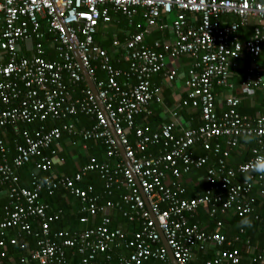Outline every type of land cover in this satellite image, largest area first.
<instances>
[{"label":"built area","instance_id":"2783aa9c","mask_svg":"<svg viewBox=\"0 0 264 264\" xmlns=\"http://www.w3.org/2000/svg\"><path fill=\"white\" fill-rule=\"evenodd\" d=\"M117 14L129 29L125 41L115 38L111 49L121 52L128 70L116 67L111 49L97 41L100 28L115 22ZM138 15L145 29L136 32L130 28ZM168 27L172 41H145L146 34ZM184 56L192 65L180 102L199 110L194 118L200 124L184 125L179 110L171 109V120L158 129L139 126L140 117L146 120L153 114L154 99L164 105L154 79L163 73L167 82L175 81L178 71L167 69V61ZM262 58L264 0H0V189L9 198L0 221V246L17 229L19 236L34 233L38 238L22 264H71L69 248L77 249L79 264L113 259L117 264H167L161 231L178 264H241L237 249L222 250L231 245L221 231L223 221L208 231V222L198 217L202 210L211 218L235 213L253 215L264 224L252 196L258 188L264 206V176L249 170L251 162L264 157V110L255 116L239 111L246 99L259 97L264 105ZM217 86L228 91L220 112ZM79 113L89 116L90 127L80 126ZM50 120L62 124L48 127ZM8 128L19 130L12 158L4 140ZM65 135L79 136L85 144L100 141L106 158L90 156L72 175L45 174ZM246 136L255 141L249 159L230 164ZM28 162L35 163L30 187L20 185L18 173ZM199 168L206 169L202 194L187 197L177 178ZM90 174L99 175L101 191L80 185ZM60 189L80 200L81 222L91 225L81 231H51L60 215L48 214L49 205L40 197ZM115 211L136 224V230L113 226ZM33 221L39 223L38 231ZM17 238L10 242L17 243ZM245 243L255 254L252 263L264 264V247L259 251L249 240ZM209 250L214 255L198 262V254Z\"/></svg>","mask_w":264,"mask_h":264},{"label":"trees","instance_id":"16d2710c","mask_svg":"<svg viewBox=\"0 0 264 264\" xmlns=\"http://www.w3.org/2000/svg\"><path fill=\"white\" fill-rule=\"evenodd\" d=\"M116 21L118 22L119 25H122L125 27V30L127 31L129 29L128 27V21L121 15L117 14L114 15ZM173 17V15H172ZM189 23H193L192 19H189ZM141 25V26H138ZM196 24V23H195ZM132 31H143L145 29V22L141 18L140 15L136 16L134 25L130 28ZM170 29V28H169ZM165 32H170L169 30L163 31L159 29L153 30L151 33L145 35V41L152 45L154 42L158 40H163L164 38L161 37V33ZM118 34V39L121 42L125 41L126 34ZM100 35L98 34L97 41L102 47H106L111 49L112 42L115 39L113 34L109 32L108 36L106 39H100ZM112 56H113V63L115 64L116 67L122 68L124 70H128L129 68V63L126 60H123L121 58V52L118 50H112ZM48 57L51 59L53 58L50 53L48 54ZM100 77H104V74L102 72H99ZM163 74H159L156 76V82L160 83L161 78ZM123 78H120L119 81L123 83ZM171 87H168V90L170 91ZM168 91V92H169ZM165 104L169 106L171 109H178L174 108L175 107V100L168 98L167 96L165 97ZM181 103V102H180ZM161 105V104H160ZM174 106V107H172ZM181 108V106H180ZM258 110H263L264 105L263 102L259 97L253 98V99H246L240 104L239 106V111L241 114H255V111ZM179 113L181 116L184 117V119H188L191 121L189 124L190 126H198L200 124L199 120L195 119L196 116L199 115V110L194 109L192 107H182L181 109H178ZM161 110L159 109L157 111H153V116L150 117L148 120H139V126L141 125L142 127H149L150 129H158L164 122L170 121L171 118H166V120H163L162 117L158 114ZM220 112V110H219ZM79 119L80 126L83 127H90L92 125V120L89 118L88 115L79 113L77 115ZM195 117V118H194ZM74 119V118H73ZM164 121V122H163ZM62 124L61 121H49L48 122V127L51 126H60ZM33 127V126H32ZM35 127V126H34ZM24 128L23 125L19 127ZM19 130H15L13 128H8L4 130V140L6 142V145L9 147L11 151L10 157L12 158L15 155V144L18 141L19 138ZM129 135H133V133L130 131ZM100 141H89L88 144L95 145L96 147H101L104 150V147L100 145ZM255 141L254 139H250L249 142L245 145V153L247 155L242 156L237 153V149L233 151V154H235L234 158L232 157L233 154L230 157V162L231 158L232 160L234 159L236 163H239L240 161L243 160H248L250 157V151L248 152V149L251 150L252 146L254 145ZM100 151H102L100 149ZM198 154L204 153L201 150H197ZM236 158V159H235ZM90 159V157H89ZM88 160L87 158L82 159L83 164H85ZM75 164L74 160L71 159V157H67L65 162H64V167H63V173L66 175H72L75 173L80 167L73 165ZM35 170V163L34 162H28L24 166L20 167L18 170L19 173V178H20V185L21 186H26L30 187L31 185V174ZM45 174H52V171H49ZM206 174V169L205 168H199V169H193L189 175H184L181 178H177L183 187L186 188V196L187 197H197L202 194V185L205 184L204 182V176ZM200 180L199 184H196ZM202 180V181H201ZM82 187H87L88 185H93L95 189L99 192L102 190L103 187V182L100 179L98 174H90L89 176L85 177L82 183L80 184ZM258 188H256L252 196H254L257 200V210L260 213L261 216H264V206L261 205L260 199L257 196L258 193ZM111 199H118V196L111 197ZM40 201L44 204H48L49 208L47 210V213L50 215L54 214H59V218L55 219L51 223V231H56V230H63V229H70L72 231H81L88 227L91 224H84L81 222V213L78 212V209L80 210V205L81 202L78 198L71 196L67 191L60 189L58 190L54 195L49 196L46 192L41 193ZM9 204V198L6 195V197H1L0 198V221L3 220V218L6 215L5 207ZM117 213V211H115ZM112 218L114 219L113 221V226H118L121 225L122 222L121 220H125V222H128L127 219H125L121 214H114L112 212L111 214ZM200 220L205 222H209V228L208 231H211L212 229L215 228V223L218 220L223 221V228H221L222 233L226 236L227 240L231 241V245H224L222 247V250H232V249H237L240 256L242 257V263L241 264H253L252 259L254 257V253L251 251L247 250L246 247V240H249L251 245L254 247H257V249L260 251L264 247V224L263 222H260L254 218L253 215L247 216V217H240L235 213H231L227 216L225 215H216L214 218H211L208 216L207 212L205 210H202L200 212V215L198 217ZM242 219H247L249 221L248 225H242L240 221ZM33 227L35 228L34 230H39L40 226L39 223L36 221H33ZM83 224V225H82ZM123 225V224H122ZM130 228H126L127 231H129ZM244 230V232H241ZM259 232V236H255V232ZM19 232L17 229L10 230L8 236H4L6 241V246L2 247L0 246V264H22L21 259L26 258L29 256L30 252L35 250L37 247V241L38 238L35 236L34 233L32 234H27L23 233L21 236L18 235ZM12 237H18L17 238V243L12 244L10 242V239ZM238 237V240H235V238ZM1 238V236H0ZM28 245L27 247L23 248L24 245ZM255 250V253L257 251ZM67 252L69 254V258L71 260V264H79L81 260V256L79 255L77 249L75 248H69L67 249ZM214 255V252L209 250L205 253L200 252L198 254V262L205 261L206 259L211 258ZM29 264H38L37 261H32ZM102 264H117L115 259L111 261H102ZM146 264H153L152 261L146 263ZM154 264H161L158 262H154ZM167 264H171L170 260L168 261Z\"/></svg>","mask_w":264,"mask_h":264},{"label":"crops","instance_id":"0c3cea01","mask_svg":"<svg viewBox=\"0 0 264 264\" xmlns=\"http://www.w3.org/2000/svg\"><path fill=\"white\" fill-rule=\"evenodd\" d=\"M174 17H175V14L173 15V18ZM169 28L170 27L166 28L164 31L169 30L170 32L161 33V37L167 41H172L174 39V36H173V33L171 32V30ZM109 32H111L115 38H118V34H123V33H125L127 36V31L125 30V27L122 25H119L118 22L116 21V19H115V22L110 23V24L106 25L105 27L100 28V31H99V35L101 36L100 39H106ZM125 39H126V37H125ZM121 58L123 60H126L122 56H121ZM261 61L264 63L263 58L261 59ZM191 65H192L191 59H189L188 57H185V56L179 57V58H169L167 61V69L176 68L178 71V78L173 82H167V80L164 79V75H163L160 83L156 82V78L154 79V85L156 87L160 88V90H161L160 94H161V97L163 98L164 105H160L156 101V99H154L150 105V108L152 109V111H154V114H155L156 109H157V111L160 109L161 111L158 114L162 117L163 120H166V118L171 117L170 116L171 108L165 104V100H164L166 96L170 99L175 100V107L174 106H172V107L178 108V109L182 108L180 101L182 98L186 97V88L184 85V80L186 78H188V76H189V70L191 68ZM168 87H171L170 91L168 90ZM227 93H228V91L224 90L223 88L218 87V86L216 87L218 104L220 106H223V102H224L223 98L226 96ZM180 106H181V108H180ZM224 108H225V106L220 107V111L224 110ZM259 111H262V110L257 109V111H255V114H245V115L255 116L256 113ZM152 116H153V114L150 117H152ZM148 119H146V120H148ZM139 120H145V119L140 117L138 119V123H139ZM182 121H183L184 125H187V126H189V124L191 123V120L189 121L188 119H184V118L182 119ZM164 123H166V122H164ZM128 132L130 133V131H128ZM130 138L134 139V136L130 135ZM246 144H247V142H243V144L240 145V148H238L237 153L239 155H242V156L247 155L246 154L247 150L245 149ZM100 145L102 147H104L101 143H100ZM100 149L102 151H100ZM245 150H246V153H245ZM249 151L250 150L248 149V152ZM10 154H11V151H10ZM235 154L236 153L233 154V156H232L233 158H234ZM68 156L71 157V159L74 160V162H75L73 167H75V166L81 167L82 163H83V161H82L83 157L87 158V156H88V160H89L90 156H96L99 159H105L106 158L105 149L103 150L101 147L100 148L96 147L93 144L89 145L88 142L85 144V142L79 136H76V137L72 136L71 137V136L65 135L61 141V147H60L59 155L55 158L54 165L51 169L52 174L54 176H61L64 174L63 173V167H64L63 165H64V162ZM88 160H87V162H88ZM243 161H245V160H243ZM243 161H240L239 163H241ZM229 162H230V160H229ZM230 164H236V161L234 159L232 160V158H231ZM6 195H7L6 190L4 188H1L0 189V198L6 197ZM78 212H79V209H78ZM113 213L118 215V212L117 213L113 212ZM121 222L123 225L121 224L118 226H120L124 229H126L128 227V228H130L129 231L136 230V228H137L136 224H133V223L131 224L129 221L125 222V220H121ZM208 225H209V222H208ZM254 235L259 236V232L258 231L255 232ZM152 263L154 264V262H152Z\"/></svg>","mask_w":264,"mask_h":264},{"label":"water","instance_id":"95a60500","mask_svg":"<svg viewBox=\"0 0 264 264\" xmlns=\"http://www.w3.org/2000/svg\"><path fill=\"white\" fill-rule=\"evenodd\" d=\"M78 60H79V58H78ZM82 70H83V74H84V76L86 78V81H87L89 87L93 90V92H94L95 96L97 97V100H98L99 104L101 105L102 109H104L103 108V105L101 103V100L98 98V92H97V89H96V86H95L94 82L92 81V78L90 77V75L87 73V71L84 68ZM109 126H110L111 131L115 135V131H114L113 125L110 123ZM119 148L121 150V153H122V156H123V158L125 160V163L127 164L128 167L131 168V164H130L128 158L126 157L124 148L121 146V144H119ZM160 233L162 235V240L164 242V245H165V247H166V249L168 251L171 264H178L177 261H176V259L173 256L172 250L170 249L169 245L167 244L166 238L164 237V235L162 234L161 231H160Z\"/></svg>","mask_w":264,"mask_h":264},{"label":"clouds","instance_id":"9594fccd","mask_svg":"<svg viewBox=\"0 0 264 264\" xmlns=\"http://www.w3.org/2000/svg\"><path fill=\"white\" fill-rule=\"evenodd\" d=\"M250 137H245V142H249ZM250 173H255L258 175L264 176V157H257L253 162H251L249 166ZM246 170L242 169V177L243 179H247L248 177L244 176L243 173ZM242 225H248L249 221L247 219H242L240 221Z\"/></svg>","mask_w":264,"mask_h":264}]
</instances>
